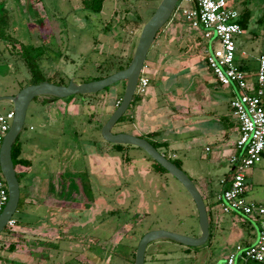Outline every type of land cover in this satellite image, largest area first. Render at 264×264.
Masks as SVG:
<instances>
[{"label": "rangeland", "instance_id": "1", "mask_svg": "<svg viewBox=\"0 0 264 264\" xmlns=\"http://www.w3.org/2000/svg\"><path fill=\"white\" fill-rule=\"evenodd\" d=\"M3 1L0 8L9 9L3 12L4 20L10 22L14 36L6 31L11 37H6L2 45L13 51L16 60L12 67L0 60V93L32 83L20 43L43 47L38 63L44 76L54 83L67 84L71 79L82 82L117 71L131 59L143 25L161 0H106L101 12L85 9L81 0ZM239 1L236 6L243 11L247 5ZM253 3L261 5L253 13L262 22L255 24L254 33L248 30L239 38L246 51L239 54V63L251 73L257 72L256 58L264 53V0ZM180 4L188 2L178 1L149 49L144 68L150 79L147 91H136L139 98L149 95L154 99L153 111L146 105L150 118L145 117V105L137 109L141 103L137 100L112 130L133 133L140 125L150 126L156 135L149 137L153 131L142 130L143 137L167 142L161 152L178 158L201 191L196 179L199 176L211 181L210 186L216 189L221 185L225 164L215 172L205 152V145L212 139L198 131L209 126L216 129L218 125L209 114L178 119L177 96L197 90H209L211 95L213 91L221 100L218 111L221 108L222 113L230 114L231 89L217 85L202 52V32L186 22ZM250 77L254 80L255 75ZM125 85L126 80H121L95 93L62 98L42 95L31 101L19 134L22 155L33 161V170L40 179L44 171L46 175L54 172L55 189L48 202L42 199L41 191L34 204H23L14 213L13 217L21 222L47 225V235H34L32 244L23 241L27 253L16 256L7 253L12 241L6 239L16 231V224L3 230L0 256H8L3 264H134L139 240L151 229L200 234L197 207L185 186L170 172L156 170L155 160L143 148L125 144L117 150L102 136L101 128L121 100ZM209 107L214 110L213 104ZM9 109L14 110V106L6 99L0 100V111ZM198 122L201 127L195 131ZM235 136L233 133V139ZM245 175L247 198L264 204V156ZM26 176L27 172L20 174L21 183ZM205 202L211 238L200 246H187L169 238L154 240L146 248L144 264L224 263L228 253L242 241L240 235L245 229L226 213L211 211L207 197Z\"/></svg>", "mask_w": 264, "mask_h": 264}, {"label": "built area", "instance_id": "2", "mask_svg": "<svg viewBox=\"0 0 264 264\" xmlns=\"http://www.w3.org/2000/svg\"><path fill=\"white\" fill-rule=\"evenodd\" d=\"M179 9L186 22L194 29L201 30L207 41L204 56L207 66L217 81L236 90L230 100L232 113L238 122L239 135L235 141V152L230 156L232 166L229 175L223 179L224 188L217 195L220 210L224 213L240 211L257 225L256 239L251 243L236 244L225 264L264 262V204L247 198L245 171L258 164L264 153V53L258 58L254 80L250 72L241 68L238 39L244 29L238 22L241 11L230 0H181ZM147 67L146 63L144 68ZM139 77L137 92H144L150 79L144 73ZM14 111H0V146L10 127ZM209 149V147H207ZM9 197L8 186L0 167V213ZM12 217L8 223L14 226Z\"/></svg>", "mask_w": 264, "mask_h": 264}, {"label": "water", "instance_id": "3", "mask_svg": "<svg viewBox=\"0 0 264 264\" xmlns=\"http://www.w3.org/2000/svg\"><path fill=\"white\" fill-rule=\"evenodd\" d=\"M178 1H160L153 15L143 25L130 62L125 68L114 71L102 78L82 82L71 79L67 84H59L46 79L38 83L27 84L15 94L0 96V100H10L14 106V116L0 146V167L6 179L9 192L8 201L0 213V235L17 211L21 197V185L13 161L12 148L25 125L27 110L31 101L35 97L42 95L62 98L75 94L95 93L116 82L126 80L124 94L120 102L101 128L102 136L113 144H131L143 148L155 161L175 176L185 186L195 201L200 226V234L197 236L177 233L163 228H155L145 232L139 240L134 264H144L148 244L157 239L169 238L187 246H200L209 240L210 219L207 205L199 187L188 173L145 137L126 131L114 132L112 130L113 126L128 110L136 94L139 77L145 66L149 49L158 31L170 19Z\"/></svg>", "mask_w": 264, "mask_h": 264}, {"label": "crops", "instance_id": "4", "mask_svg": "<svg viewBox=\"0 0 264 264\" xmlns=\"http://www.w3.org/2000/svg\"><path fill=\"white\" fill-rule=\"evenodd\" d=\"M236 1L237 0L232 1V3L235 6L238 5ZM240 1H241V4L243 6L247 5L248 7H250L252 9L253 12H254V9L261 6V5L254 4L253 0H240ZM2 4H5V2L3 0H0V6ZM4 11L9 12V9L8 8H2V9L0 8V60L8 63L12 67V64L16 60V59H14L13 51L10 49L5 50V48L3 47L2 44L6 40V37H11L10 36L11 34L14 36V29L12 27H9L10 22H8L6 24V22H5L6 20H4V16H5L3 13ZM259 18H261V17L260 16H254L253 17L252 27H255V24H260L262 22V20L258 21ZM5 27L6 28L8 27V29H5ZM9 28H10V30H9ZM6 31H10L11 34L5 33ZM247 32H248V30H244L243 34H245ZM241 36L239 38H241ZM206 43H207V41L205 40L203 42V47H202L203 48L202 49L203 54H204V47L206 46ZM238 44H239L240 50H244L243 48H241V44H242L241 39H240V41L238 39ZM204 58H205V56H204ZM257 58H256V60H257ZM208 69H210V68L208 67ZM251 74L254 75L255 72H252ZM217 85H220L223 87H228L231 89L230 90L231 95L229 98V106H230V100H231L234 92L236 91V90H234L235 86H233V85H230V86L222 85L218 81H217ZM20 89H18L17 91H12V92H1L0 96L15 94ZM146 91L147 90H145L144 93ZM177 97H178L179 106H180L178 108V112H179L178 113L179 114L178 119H182L184 116H193V115L194 116H201V115L208 116V114H209L210 115L209 119L212 121L215 120L217 125H218V127L216 129H213L212 127L209 126V127H203L204 128L203 130L199 129L198 132L203 137H207V138L212 139L211 142H208L205 145V152H206V154L210 155L211 167L215 169V172L217 170H219L220 168H222V165L225 164L223 177L220 180L221 185L219 186V188L213 189L212 185L210 186V183H209L211 181H207V179L204 178L203 176H199L196 179L199 180V183L201 184V188L204 191V193H203V191L200 190L201 193L203 194L204 199H205V197H207L210 200V207L209 208L211 209V211H213V212L221 211L219 202L217 200V195L222 192V190L224 188L223 179H225L229 175L230 170L232 168L229 159H230V156L235 152V141L239 135L238 122L232 113L231 107H230V110H231L230 114L222 113L221 108H220L221 111H218V109H219L218 105L220 104V102H218V101H221V100L217 99L218 94L214 93L213 91H212L211 95L209 94V90H197L196 92H188V93L184 92V93H180ZM139 100H141V103L138 104L137 109H141L144 107L143 105H145V107H146L145 110L148 109V107L150 106V108L148 110L153 111V108L151 109V103L154 101V99H152V96L144 95ZM7 101H8V105H13L12 101H10V100H7ZM185 104H187V105L185 106ZM211 104H213L214 110L210 109L209 105H211ZM148 110H146V112H145L146 118H150V117H148V115H149ZM8 111H12V109L11 110L9 109ZM139 112H140V110H139ZM219 112H220V114H219ZM215 113L219 115L218 118H212L211 114H215ZM182 123L183 122H181L180 125ZM146 127H149V130H145ZM195 127H196L195 131L198 130V128L201 127V123L200 122H198L197 124L195 123ZM142 130H144V132H148V133L150 131H154L153 129H150V126L140 125V129L137 128L133 132V134L142 136V134L144 133ZM156 130H158V129H156ZM233 133H236V136L234 139L232 137ZM207 147H209V149H207ZM22 152H23V148H22ZM173 153L177 157V154L175 152H173ZM263 156H264V153H263ZM32 164H33V161H32ZM32 164L28 167L22 166L20 168L21 172H23V173L27 172V176H26L27 180H24L23 183H20L21 187H23L22 195L24 197V199H23L24 206H25V204H34V199L39 196L41 191H43V195H42L43 198L42 199L47 200V202H48L49 201L48 199L50 197V193H52V191L55 189V187H54V180L55 179L53 177L54 172H47V175H46V172L44 171L43 172L45 174L44 178L40 179V176H39L40 174L35 172V170H33ZM31 170H33V171H31ZM31 172H32V175L28 176V174ZM197 186L199 187L198 184H197ZM199 189H200V187H199ZM226 214L229 216L230 219L241 223L245 229L244 234L240 235L242 238V241H239L238 243L247 244V243L253 242L256 239L257 225L255 223H254V225L252 223H248L247 219L244 216H242L241 214H239L238 212H235V211L230 212V213H226ZM17 220H19V219H17ZM216 223L217 222H214V224H216ZM215 226L217 227V225H215ZM46 227H47V225H35L31 221L21 222L19 220L16 223V228H17L16 231L12 232L11 235L6 236V239H8V237H9V239L12 241L10 244L11 245L14 244V249H11V245H10V247H9L10 252L7 250H5V252L7 251V253L12 254V255L14 254L16 256L26 254L27 251L24 250L25 248H22V246L24 244L23 241H26L29 244H32V242H31L32 240H30V239L34 235L41 234V235L46 236L47 235V233L45 232ZM7 257L8 256H5L4 254L2 256H0V264H3L2 263L3 259H7ZM226 257L224 259L223 264H225ZM237 260H236L235 264H238L239 261H237Z\"/></svg>", "mask_w": 264, "mask_h": 264}, {"label": "trees", "instance_id": "5", "mask_svg": "<svg viewBox=\"0 0 264 264\" xmlns=\"http://www.w3.org/2000/svg\"><path fill=\"white\" fill-rule=\"evenodd\" d=\"M81 1L83 3V7L85 9H88V10H90L92 12H101L103 7H104V2L106 0H81ZM253 15L254 14H253L252 9L250 7H248V6H246L244 8V10L241 11L240 16L238 18V22L241 24L243 29L244 30H249L252 33H254L252 31V29H253L252 21H253V17H254ZM261 20H262L261 18L258 19V21H261ZM159 31H158V33H159ZM20 49H21L20 50L21 51V55L23 56L24 61H25L27 67L29 68V70L31 72L32 83H38V82H41L43 80L48 79V78H46L44 76V74H43V72H42V70H41V68L39 66V63H38L40 57L44 54L43 47L42 46H35L33 44L20 43ZM129 62H130V60L128 61V63L125 66H120L117 70L125 68L129 64ZM240 65H241V68L247 70L248 67H245L241 63H240ZM252 75L250 74V76H252ZM102 77H104V76L92 77L91 80L102 78ZM48 80H50V79H48ZM86 81H89V80H86ZM59 84H65V83H61L60 82ZM52 97L58 98V97H55V96H52ZM139 99H140L139 95L136 92V94L134 95V98H133V100H132L130 105H134V103H136L137 100H139ZM125 116H126V114H123V116L119 119V121L123 120L125 118ZM156 133L157 132H154V131L150 132L148 134V136L152 137L153 135H156ZM148 140L150 142H152L154 144V146H156L159 150H160V148H162L163 146H165L167 144V142H165V141H155V140H152V139H148ZM113 145L115 146V148L117 150H122L126 146L125 144H113ZM164 154L168 158H170L174 163H176L178 166L181 167V163H180L178 158L169 157L166 152H164ZM12 156H13V161H14V164H15V167H16V170H17V175H18L19 181L21 183L20 174L22 176L23 172L20 171V168L22 166L23 167L30 166L32 164V161L29 158H26V157L22 156V144H21V142L19 140V136L17 137L16 141L13 144ZM153 163H154V168L156 170L161 171V172H167V170L160 163H158L157 161H154ZM19 171L21 173H19ZM23 199H24V197H23L22 192H21V197H20V201H19V205H18L17 210L23 205ZM236 212H238L239 214L244 216L247 219L248 222L250 221L249 218L245 214H243L242 212H240V211H236ZM18 221L19 220L16 219V223ZM11 227L12 226L7 225L5 227V229H4L5 232L8 231ZM210 238H211V232H210ZM11 249H14V244L11 245ZM255 263L264 264V262H255Z\"/></svg>", "mask_w": 264, "mask_h": 264}]
</instances>
